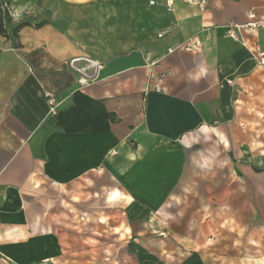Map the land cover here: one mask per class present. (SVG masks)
Masks as SVG:
<instances>
[{
    "label": "crops",
    "instance_id": "0c3cea01",
    "mask_svg": "<svg viewBox=\"0 0 264 264\" xmlns=\"http://www.w3.org/2000/svg\"><path fill=\"white\" fill-rule=\"evenodd\" d=\"M149 1L10 0L9 32L31 24L20 45L0 36V226L12 257L66 264L92 250L90 207H164L199 136L214 134L228 161L264 163V27L238 29L250 13L264 20V0ZM191 39L199 50L182 48ZM81 57L98 64L87 83L71 66Z\"/></svg>",
    "mask_w": 264,
    "mask_h": 264
},
{
    "label": "rangeland",
    "instance_id": "374dc122",
    "mask_svg": "<svg viewBox=\"0 0 264 264\" xmlns=\"http://www.w3.org/2000/svg\"><path fill=\"white\" fill-rule=\"evenodd\" d=\"M10 9L14 14L13 5ZM199 137L196 149L184 150V180L170 191L164 207L153 212L146 203L126 199L90 207L85 220L89 217L92 250L61 262L264 264V163L244 167L234 158L228 161L214 134ZM212 151L210 168L197 166V158ZM117 230L124 233L118 242ZM2 232L0 226V264H27L5 252ZM14 233L21 235L18 229Z\"/></svg>",
    "mask_w": 264,
    "mask_h": 264
},
{
    "label": "built area",
    "instance_id": "2783aa9c",
    "mask_svg": "<svg viewBox=\"0 0 264 264\" xmlns=\"http://www.w3.org/2000/svg\"><path fill=\"white\" fill-rule=\"evenodd\" d=\"M175 1L176 0H160L156 1V0H150L149 4H151V6H158L159 4L164 5V7L168 10V11H173L174 6H175ZM191 3H195L197 5H199L202 9L206 8L208 6V1L207 0H189ZM13 14V13H12ZM249 17V22L247 24L238 26V29H247V30H252L255 31L259 28L264 27V20L263 19H258V17L255 16L254 13H250L248 15ZM227 34L231 35L232 37L236 38L235 34L232 32V30H229L227 32ZM183 49L187 50V51H193V50H199L200 45L193 41V39L189 40V42H187L186 44H184L182 46ZM259 62L261 65H264V52H261L259 55ZM91 80L82 77V79L80 80V83H87L90 82ZM162 81L163 78L160 79L158 81V86L155 89L157 92L161 93L162 92ZM46 100H47V104H49L50 110H49V114H53L56 115L57 113V108L59 106V103L56 101L55 95L52 91L47 92L46 93Z\"/></svg>",
    "mask_w": 264,
    "mask_h": 264
},
{
    "label": "trees",
    "instance_id": "16d2710c",
    "mask_svg": "<svg viewBox=\"0 0 264 264\" xmlns=\"http://www.w3.org/2000/svg\"><path fill=\"white\" fill-rule=\"evenodd\" d=\"M11 2L10 0H0V36L5 37L8 40H12L15 44L20 45L17 41L19 37V32L24 28L28 27L31 24L28 22H22L16 26L12 33L9 32V25L13 23L12 10L10 9ZM44 23H40L37 27L44 26Z\"/></svg>",
    "mask_w": 264,
    "mask_h": 264
},
{
    "label": "water",
    "instance_id": "95a60500",
    "mask_svg": "<svg viewBox=\"0 0 264 264\" xmlns=\"http://www.w3.org/2000/svg\"><path fill=\"white\" fill-rule=\"evenodd\" d=\"M72 68L81 76L94 80L98 75V64L90 58L81 57L71 61Z\"/></svg>",
    "mask_w": 264,
    "mask_h": 264
}]
</instances>
